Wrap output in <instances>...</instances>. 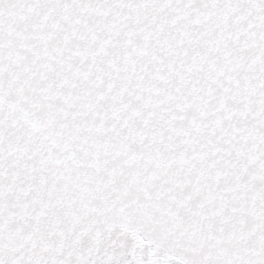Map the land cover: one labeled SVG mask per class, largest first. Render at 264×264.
I'll list each match as a JSON object with an SVG mask.
<instances>
[{
    "label": "snow or ice",
    "instance_id": "1",
    "mask_svg": "<svg viewBox=\"0 0 264 264\" xmlns=\"http://www.w3.org/2000/svg\"><path fill=\"white\" fill-rule=\"evenodd\" d=\"M0 264H264V0H0Z\"/></svg>",
    "mask_w": 264,
    "mask_h": 264
}]
</instances>
